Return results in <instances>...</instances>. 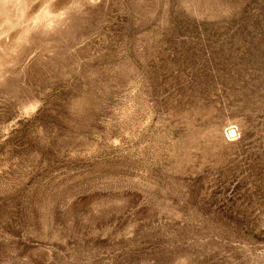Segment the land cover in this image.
I'll return each instance as SVG.
<instances>
[{"label":"rangeland","instance_id":"1","mask_svg":"<svg viewBox=\"0 0 264 264\" xmlns=\"http://www.w3.org/2000/svg\"><path fill=\"white\" fill-rule=\"evenodd\" d=\"M0 264H264V0H0Z\"/></svg>","mask_w":264,"mask_h":264},{"label":"water","instance_id":"2","mask_svg":"<svg viewBox=\"0 0 264 264\" xmlns=\"http://www.w3.org/2000/svg\"><path fill=\"white\" fill-rule=\"evenodd\" d=\"M230 135H235V130H231Z\"/></svg>","mask_w":264,"mask_h":264},{"label":"bare ground","instance_id":"3","mask_svg":"<svg viewBox=\"0 0 264 264\" xmlns=\"http://www.w3.org/2000/svg\"><path fill=\"white\" fill-rule=\"evenodd\" d=\"M234 136V135H233Z\"/></svg>","mask_w":264,"mask_h":264}]
</instances>
